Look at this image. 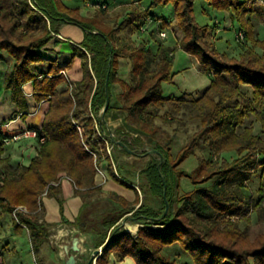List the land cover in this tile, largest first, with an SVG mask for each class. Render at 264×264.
Wrapping results in <instances>:
<instances>
[{
    "label": "trees",
    "instance_id": "obj_1",
    "mask_svg": "<svg viewBox=\"0 0 264 264\" xmlns=\"http://www.w3.org/2000/svg\"><path fill=\"white\" fill-rule=\"evenodd\" d=\"M194 1L151 0L150 3V7L167 4L173 7L177 26L184 33L180 49L195 56L205 70L212 72L207 88L193 100L192 116L200 118L201 128L189 136L173 156L171 146L176 131L167 133L156 123L158 118L167 121V114L161 117L158 108L174 100L165 96L162 88V83H171L174 75L173 57L167 47L159 46L155 55H150V50L143 43L120 44L116 42L113 30L102 29L93 19L82 15L78 8L66 5L63 0H0V52L7 53L13 62L4 88L11 91L12 100L18 106H23L21 86L32 81L35 98L48 101L41 126L30 127L36 129L37 137L44 138L42 142L36 139L37 154L27 165L18 166L9 177L0 178L1 213L16 214V219H12L13 230L26 229L34 251L48 242L50 225L44 219L39 221L44 216V209L39 217L37 197L46 186L47 196L56 199L61 211V174L71 179L83 207L87 206L92 195L104 192L96 180L97 168L102 161L106 163L110 178L135 188L122 174L121 166L113 170V161L106 153L104 139L95 124L118 152L130 153L111 141L101 118L95 121L93 115L104 106L106 80L111 96V86L116 81L117 59L128 55L132 59V68L128 102L124 109L126 114L122 124L115 129L114 137L136 153L146 151L148 145L144 138L149 147L156 150L146 154L149 159L139 172L146 179L151 195L160 197L161 207L148 206L144 199L139 200L137 193L133 201H128L108 191L120 209L103 215L95 223L96 227H91L99 236L95 248L103 247L95 264H109L111 254L117 259L130 255L136 264H185L163 254V247L174 242L189 254L193 264H264V234L250 241L246 231L237 223L224 221L226 215L245 217L249 204L243 192L244 183L231 184L226 181V176L251 165L258 155L264 167V137L261 132H254L251 126L237 131L250 113L255 115L264 131V56L257 55L248 46L239 58L226 57L225 53L209 45L205 39L208 26L196 22ZM207 1L216 11H232L239 26L245 28L246 39L251 45L264 48V39L258 40L253 36L243 14L254 11L251 3L254 4L255 0ZM102 4L108 5L102 1L92 6L100 8ZM126 6L131 9V15L115 23L118 30L131 26V31L137 29L141 32L139 27L145 23V18H149L151 23L161 22L149 9L137 10L131 3ZM239 7H243L241 11ZM64 22L79 25L87 32L78 45L72 44L70 59L60 65L56 60L42 57L39 49L59 33ZM75 56L80 58L81 69L79 79L75 80L76 88L72 92L67 88L58 89V85L66 81L60 71L69 69ZM150 59H155V66L148 70ZM46 60H49L48 69L40 73L42 77L38 79L32 66ZM241 86L251 87L250 97H245ZM110 109L109 102L105 117ZM9 136L0 129V164L3 162L4 139ZM200 143L207 144L211 155L201 158L191 171L178 167ZM229 151L235 152L236 157L229 160L222 155ZM160 156L161 175L157 169ZM182 176L188 177L194 187L178 197L177 182ZM161 177L168 202L165 214ZM260 190L263 192L262 186ZM263 195L256 206L260 205ZM17 205L26 206L27 212L16 211ZM121 218L140 225L137 229L136 224L126 222V230H123L117 223ZM80 222L78 217L68 224L79 226ZM153 224L162 226L153 227ZM136 229V237H133L129 231L135 232ZM36 261L40 262L37 258ZM0 264L5 262L0 261Z\"/></svg>",
    "mask_w": 264,
    "mask_h": 264
},
{
    "label": "rangeland",
    "instance_id": "obj_2",
    "mask_svg": "<svg viewBox=\"0 0 264 264\" xmlns=\"http://www.w3.org/2000/svg\"><path fill=\"white\" fill-rule=\"evenodd\" d=\"M102 1L108 5L105 7L101 6L102 8L92 6V4ZM255 1L254 4L251 3V7L254 11L243 12V14L245 15L244 18H247L250 24L253 36L259 40L264 39V0ZM63 2L70 7L78 8L82 15L93 19L102 29L106 31L113 30L116 42L120 44L131 43L132 45H137L143 43L145 47L150 50V55H155L159 46H165L171 51L170 55L173 57L172 72L174 75L171 83H162V88L163 94L174 100L166 102L158 108L157 111L161 117L167 114V121L163 118H158L156 123L167 133H171L173 130L176 131L171 146V153L175 156L176 152L185 144L189 136L201 128L200 118L192 116V109L194 108L193 100L201 96L203 91L207 88L212 79V72L205 70L199 64L195 56L180 49L184 33L177 26L173 7L170 4L150 7L151 0H63ZM129 3L137 10L143 11L149 9L155 14L157 19H161V22L149 23L146 31L143 32H139L137 29L131 31V26H126L118 30V28L115 27V23L131 15L129 13L131 9L126 8V5H129ZM247 5H250V3ZM242 8L243 7H239L240 11ZM193 13L199 25L208 26L209 30L205 35L207 43L211 46H215L220 53H225L226 57L239 58L240 55L246 51L248 46H251L250 49L256 52L257 55L264 56V48H261L259 45H251L250 41L246 39L245 28L239 26L238 21L234 19L235 14H233L232 11H216L209 5L207 0H195ZM237 13L238 12H236V15ZM115 29L117 30L115 31ZM160 31H164L165 36H160ZM58 32L60 37H53L48 41L50 42L49 46L51 45L55 48L54 50H59L63 45L70 48L72 47L70 43H74L75 45L78 44L84 39L87 31L74 23L64 22L60 25ZM238 32L242 34V37L238 36ZM54 41H57V43ZM46 47L45 45L39 49V53L42 57L48 58L49 60H56L60 65L64 64L57 58L48 57L45 52ZM0 53L5 52L1 51ZM7 55L8 54L5 53L6 57H8ZM49 60L38 62L32 66L38 79L42 77L40 73L47 71ZM73 64L74 62H72L70 68L73 67ZM116 65V81L112 84L111 96L109 95L111 109L109 114L105 117L106 125L104 124L105 129L109 128L114 134L116 131L115 129L122 124V118L126 114L124 109L128 102L127 93L128 85L131 83L132 59L128 55L121 56L117 59ZM12 66L10 68L11 71ZM154 66L155 59H150L147 65L148 70L153 69ZM76 69H78V64L76 65ZM60 73L64 76L66 81L60 83L58 89L67 88L72 92L76 88V83L74 81L75 72L72 69L69 73V77L67 69L64 68ZM9 76L10 75L7 77ZM240 90L244 93L245 97L251 96L252 90L250 86H241ZM240 99L242 98L240 97ZM262 113L264 114V110H262ZM93 115L95 121L99 119L101 117V109L94 111ZM247 126H251L254 132L260 131L261 135L264 137V131L261 130V125L252 113L245 116L243 123L237 127V131L239 132ZM95 127L97 132L101 134L104 139L106 153L111 156L113 161V170L116 171V168L121 166L122 174L130 180V185L133 186V184H135L138 187L134 189L139 196V200L144 199V202L153 208L161 207L160 197L158 195H151V189L146 179L139 172L140 169L145 167L149 157L147 155H126L118 152L115 145L109 142L96 124ZM143 140L148 146L150 145L145 138ZM100 152L102 153V150ZM33 154L32 150H28L25 153L24 161H28ZM210 155L211 152L207 144L200 143L195 148L194 152L184 159L178 167L186 171H191L197 167L201 158H206ZM222 155L229 160L236 157L233 151L223 152ZM260 160L261 156L258 155L251 165L232 171L226 176V181L231 184L244 183L243 192L249 204L245 217L240 215H226L224 221L228 223H237L240 229L246 231L248 240L250 241H253L258 235L264 234V195L260 205H255V203L259 201V198H261V194H264V167L260 164ZM17 168L18 166L14 168L3 167L2 164H0V178L3 176L9 177L11 172ZM96 177L97 182L101 181L103 183L104 179H107L110 181V185L116 188L121 185L125 188L124 185L114 181L108 176L105 161H102V163L98 165ZM177 183L179 187L178 197L192 190L194 187L190 179L185 176L180 177ZM261 186L263 187V192L260 190ZM125 190L127 189H124V191ZM103 191L104 192L100 193L98 196L92 195L89 203L86 207H83V209H120V205L107 193L108 190L103 189ZM123 194L127 195L126 192H123ZM43 203H45L46 209H57V201L53 197L47 196L46 186L38 195L36 201V209L39 213V217L42 216V209H44ZM65 207L67 208V205H65ZM175 207L177 206L175 205ZM14 209L16 211L27 212V208L24 205H17ZM3 215L6 218L11 217V219H16L15 213H6ZM42 219L43 217L39 218V221ZM121 226L123 230H126L125 224H121ZM160 226L162 225L153 224V227ZM129 232L131 233V231ZM75 235H78V245L80 247V251L77 253H74L71 249ZM131 235L136 237V233H131ZM4 241L5 242H0V253L3 254V259L7 264H38L36 261L38 251L33 250L26 229L14 231L11 228H7ZM6 242H8V247L5 246V244H7ZM90 244L91 240L89 237L85 236L77 227H66L64 229L63 227L60 228L48 225V244L44 243L42 245V255L45 258L44 264H66L65 261L68 258V254H76L75 264H83L93 250L89 248ZM51 247L56 248L57 251L52 250ZM162 252L166 257L170 259L175 258L180 263L193 264L189 254L183 251L177 242L165 245ZM59 254L61 255L60 259H58Z\"/></svg>",
    "mask_w": 264,
    "mask_h": 264
},
{
    "label": "crops",
    "instance_id": "obj_3",
    "mask_svg": "<svg viewBox=\"0 0 264 264\" xmlns=\"http://www.w3.org/2000/svg\"><path fill=\"white\" fill-rule=\"evenodd\" d=\"M55 38L60 37V34H56ZM55 42V41H54ZM48 42L46 44L45 52L47 53L48 57L57 58L60 62L65 63L68 59H70L72 55V47H67L63 45L59 48V50H54L51 45L49 46ZM57 43V41L55 42ZM74 43H70L72 46ZM78 45V44H76ZM54 51V52H53ZM3 54V55H2ZM5 53H0V129L5 135H11L22 128L25 127H40L44 114L48 109V101L47 100H40L38 101L34 96L33 91V82L29 81L21 86L22 96L24 98V105L18 106L12 100L11 91L8 88H4V82L8 75L11 73V66L12 60ZM73 67L67 69L68 75L70 77V72H75L74 81L79 79L81 75L80 69V58L75 56L73 58ZM78 64V69H76V65ZM28 150L33 151V156L37 154L38 151V142L34 138H22L15 142L3 143V152L1 157L3 162L1 163L3 167H16L27 165L31 158L28 161H24L25 153ZM60 179V188H61V196L63 198V209L60 211L59 204L57 202V209H46L45 203L44 204V216L43 219L47 223L53 226H57L60 228L66 227H77L85 236L89 237L91 240V244L89 248H95L96 241L98 240L99 236L97 233L91 230V227L95 228L97 221L107 213L116 212L119 209H83L82 206V199L80 195L76 194L74 191V185L72 182L65 177V174H61ZM97 180V177H96ZM110 181L104 179L103 183L100 181L98 182L101 184L102 189L113 191L118 195L124 197L128 201H133L136 192L134 188L130 187H114L110 185ZM134 187H137L133 184ZM138 188V187H137ZM124 189H127L124 191ZM123 192H126L127 195H124ZM54 198V197H53ZM55 199V198H54ZM56 200V199H55ZM67 205V208L65 207ZM138 204L135 205L137 207ZM129 214V213H128ZM80 217L81 222L78 225H70L68 222H73L75 219ZM68 221V222H66ZM122 222V223H121ZM126 222L136 224L137 229L140 225L138 222H130L125 221V218H121L118 220L117 223L125 224ZM7 228L13 229L12 226V219L11 217L6 218L0 210V242L4 241V235L6 233ZM136 229V231H137ZM27 231V230H26ZM132 232L131 233H136ZM28 234V231H27ZM107 238H105L106 240ZM5 244L8 247V242ZM48 244V242H46ZM1 244V243H0ZM43 245V244H42ZM98 247H101L98 246ZM42 246L38 250L37 259L40 260L38 264H44L45 258L42 255ZM52 250L57 251L56 248L51 247ZM61 255H58V259H60ZM0 261H4L3 254L0 253ZM5 264H7L5 262ZM84 264V263H83ZM109 264H136L133 257L130 255H126L121 259H117L115 255L111 254L109 258Z\"/></svg>",
    "mask_w": 264,
    "mask_h": 264
},
{
    "label": "water",
    "instance_id": "obj_4",
    "mask_svg": "<svg viewBox=\"0 0 264 264\" xmlns=\"http://www.w3.org/2000/svg\"><path fill=\"white\" fill-rule=\"evenodd\" d=\"M105 95H106L105 103H104L103 108L101 109V117L100 118H101V121L106 125V119H105V116H104V111H105L106 107L109 104V91H108L107 80L105 81ZM107 130L109 132L108 136L111 139V141L113 143L118 144L120 147H123L130 154H133V155H136V156H144L146 154H151V153L156 152L155 149H152L149 146H146L145 147L146 151L144 153H136L133 150H131L124 142H122L121 140L115 139L114 133L112 131H110L109 128ZM161 162H162V158L160 156V161H159V164L157 165V169H158L159 175H161V172H160V164H161ZM162 180H163V178H162ZM163 185H164L163 198H164V201H165V208H164L163 214H165L167 212V210H168V202H167L166 197H165V183H164V180H163ZM78 241H79L78 240V235H75L74 239H73V242H72V246H71V249L74 251V253H77V252L80 251V247L78 245ZM102 250H103L102 246L101 247H97V248H93L92 252L89 254V256H88V258H87V260L85 261L84 264H95L96 259L101 254ZM75 261H76V254H68V258L66 259L65 263L66 264H75Z\"/></svg>",
    "mask_w": 264,
    "mask_h": 264
},
{
    "label": "built area",
    "instance_id": "obj_5",
    "mask_svg": "<svg viewBox=\"0 0 264 264\" xmlns=\"http://www.w3.org/2000/svg\"><path fill=\"white\" fill-rule=\"evenodd\" d=\"M101 6L105 7L106 5L102 4ZM149 23H151L150 19L145 18V23H143L139 27L140 31L141 32L146 31ZM237 34H238V36L242 37V34L240 32H238ZM159 35L165 36L164 31H160ZM22 138H34V139H37L38 142H42L44 139L43 136L37 137V132H36L35 128L25 127V128L20 129L19 131L15 132V133L11 134L9 137H6L4 139V143L15 142V141L22 139ZM65 177L71 181V179L68 176L65 175Z\"/></svg>",
    "mask_w": 264,
    "mask_h": 264
},
{
    "label": "bare ground",
    "instance_id": "obj_6",
    "mask_svg": "<svg viewBox=\"0 0 264 264\" xmlns=\"http://www.w3.org/2000/svg\"><path fill=\"white\" fill-rule=\"evenodd\" d=\"M122 153V152H121ZM127 155V154H126ZM122 223V222H121Z\"/></svg>",
    "mask_w": 264,
    "mask_h": 264
}]
</instances>
